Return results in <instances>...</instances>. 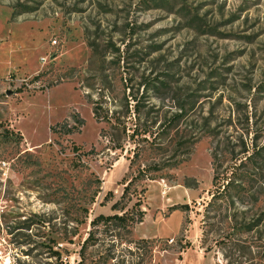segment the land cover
<instances>
[{
    "label": "rangeland",
    "instance_id": "rangeland-1",
    "mask_svg": "<svg viewBox=\"0 0 264 264\" xmlns=\"http://www.w3.org/2000/svg\"><path fill=\"white\" fill-rule=\"evenodd\" d=\"M0 264H264V0H0Z\"/></svg>",
    "mask_w": 264,
    "mask_h": 264
},
{
    "label": "trees",
    "instance_id": "trees-1",
    "mask_svg": "<svg viewBox=\"0 0 264 264\" xmlns=\"http://www.w3.org/2000/svg\"><path fill=\"white\" fill-rule=\"evenodd\" d=\"M136 111H138V107L135 108ZM94 117L98 122L101 121H107L111 124V128L113 131H121L120 127H118L115 123L116 121H118L116 114H109L108 110H104L102 108V106L100 105V103L96 102L94 104ZM73 118L76 121V124L74 125H70L68 123V121H64L63 123L57 124L56 126L52 127V131L54 132H63L65 134H71L74 132H79L81 127L85 124V119L83 117H81L78 113H75L73 115ZM124 131H126V127H124ZM148 133V130H144L142 132H139V130L137 128L134 129L133 133L131 135H133V138L136 135H146ZM129 134V136H131ZM101 136H107L105 133V130L103 129L101 131ZM120 137L116 136V139L113 137V135L111 136L110 141L113 142V148L118 149L122 147V144L120 143ZM78 150V148H75ZM96 150L95 148H93L90 153H95ZM134 156L138 157V152L134 151ZM135 158L133 157L130 161V167L134 164ZM154 171H158L156 168L153 169ZM151 170H140L139 173L132 177L131 180L127 181V182H123V184H126L124 187V191L122 194V198L119 201H116L112 204V210L113 211H119L117 213H113V214H109V215H105V214H100L98 215L94 220H92L91 224L95 227L96 225H99L100 223L104 222L105 224H110L112 226L118 229H131L134 228L137 224H141L146 216V210L143 209V202L141 199L137 200L132 208H127V205L124 204V200L128 197V194L130 193V189L131 187L134 185L135 181L138 180H147V179H154L153 177H150L149 173ZM216 180H217V176L214 177L213 179V183L214 185H216ZM226 188V186H225ZM217 189V188H216ZM148 191V189L144 186L141 189V193L145 194ZM222 190L220 188L217 189V194L212 192L213 195V199H217L219 195L223 194L221 192ZM111 191L108 192V194L106 195V199L109 200V196H112ZM183 208L184 210H187L189 208L188 204H184L182 206H173V210H177L179 208ZM94 231H90L89 236L86 238L85 242H84V247L87 246V244L92 240V239H96L94 236ZM188 246H191V243L188 242L187 243Z\"/></svg>",
    "mask_w": 264,
    "mask_h": 264
},
{
    "label": "built area",
    "instance_id": "built-area-1",
    "mask_svg": "<svg viewBox=\"0 0 264 264\" xmlns=\"http://www.w3.org/2000/svg\"><path fill=\"white\" fill-rule=\"evenodd\" d=\"M46 61V59H43V62H45Z\"/></svg>",
    "mask_w": 264,
    "mask_h": 264
},
{
    "label": "crops",
    "instance_id": "crops-1",
    "mask_svg": "<svg viewBox=\"0 0 264 264\" xmlns=\"http://www.w3.org/2000/svg\"><path fill=\"white\" fill-rule=\"evenodd\" d=\"M188 196V195H187ZM113 214V213H112ZM106 215H109V214H106Z\"/></svg>",
    "mask_w": 264,
    "mask_h": 264
},
{
    "label": "bare ground",
    "instance_id": "bare-ground-1",
    "mask_svg": "<svg viewBox=\"0 0 264 264\" xmlns=\"http://www.w3.org/2000/svg\"><path fill=\"white\" fill-rule=\"evenodd\" d=\"M120 169V168H119Z\"/></svg>",
    "mask_w": 264,
    "mask_h": 264
}]
</instances>
